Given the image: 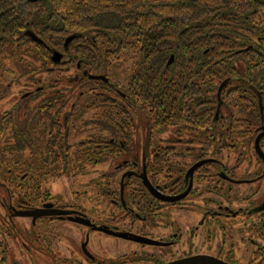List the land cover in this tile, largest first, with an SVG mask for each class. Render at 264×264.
<instances>
[{"label":"flooded vegetation","instance_id":"af4514ba","mask_svg":"<svg viewBox=\"0 0 264 264\" xmlns=\"http://www.w3.org/2000/svg\"><path fill=\"white\" fill-rule=\"evenodd\" d=\"M53 63L0 85V264H264L263 90L228 77L204 123L123 105L113 129ZM76 122L99 132L72 145Z\"/></svg>","mask_w":264,"mask_h":264},{"label":"trees","instance_id":"16d2710c","mask_svg":"<svg viewBox=\"0 0 264 264\" xmlns=\"http://www.w3.org/2000/svg\"><path fill=\"white\" fill-rule=\"evenodd\" d=\"M9 48L15 57L27 50L33 76L63 55V71L81 72L82 110L96 108L113 129L131 119L123 105L139 109L149 131L184 127L212 118L228 77L229 93L243 80L264 91V0H0V62ZM127 51L136 61L122 87L108 72Z\"/></svg>","mask_w":264,"mask_h":264},{"label":"rangeland","instance_id":"374dc122","mask_svg":"<svg viewBox=\"0 0 264 264\" xmlns=\"http://www.w3.org/2000/svg\"><path fill=\"white\" fill-rule=\"evenodd\" d=\"M26 49H23V55H21L19 58L15 57L16 53H14L12 48H9L5 51L4 55L1 56V62H0V85L4 86L8 82H11L12 80H15L16 77L21 75L22 73H25L26 67L25 62L32 61L28 56H26L24 53H26ZM135 58L133 56L132 51H127L123 56H120V58L116 59L113 66L110 68L108 72V76L119 84L122 87L127 86V82L130 76L131 71L133 70V64L135 63ZM93 116V112H89L86 115L83 116V118H87ZM98 128L93 127H86L82 125H78V122H76V127L74 130L71 131V138L70 143L73 145L76 144L79 141L84 140L85 138L91 137L94 133H98ZM67 178V177H66ZM88 178L90 177H83L80 180L82 183L85 181H88ZM79 178H76V181ZM78 182V181H77ZM69 183L67 179H62L59 184H66Z\"/></svg>","mask_w":264,"mask_h":264},{"label":"water","instance_id":"95a60500","mask_svg":"<svg viewBox=\"0 0 264 264\" xmlns=\"http://www.w3.org/2000/svg\"><path fill=\"white\" fill-rule=\"evenodd\" d=\"M28 35H29V37L33 40V41H35V42H39V39H37L33 34H31V33H28ZM73 39V37H68L66 40H65V46H67L68 45V43L71 41ZM62 55L60 54V53H58V52H53V57H52V61L53 62H55V63H61L62 62ZM171 60H172V57L170 58V61L169 62H171ZM99 79H101V80H104V81H106V82H109V81H111L110 79H107L106 77H104V76H99L98 77ZM229 80L230 79H227V80H225V81H223L222 83H221V85L219 86V88H218V95L220 94V92H221V89L224 87V85L226 84V83H228L229 82ZM198 259L197 258H191V259H189V260H186V261H184V262H180L179 264H202V263H200V261H197Z\"/></svg>","mask_w":264,"mask_h":264}]
</instances>
